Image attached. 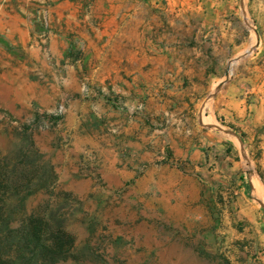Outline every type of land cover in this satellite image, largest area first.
<instances>
[{
  "label": "crops",
  "instance_id": "obj_1",
  "mask_svg": "<svg viewBox=\"0 0 264 264\" xmlns=\"http://www.w3.org/2000/svg\"><path fill=\"white\" fill-rule=\"evenodd\" d=\"M2 67L11 113L22 114L21 97L6 82L33 85L30 99L67 100L60 134L80 186L165 221L222 190L238 195L235 207L255 196L264 0H0Z\"/></svg>",
  "mask_w": 264,
  "mask_h": 264
},
{
  "label": "rangeland",
  "instance_id": "obj_2",
  "mask_svg": "<svg viewBox=\"0 0 264 264\" xmlns=\"http://www.w3.org/2000/svg\"><path fill=\"white\" fill-rule=\"evenodd\" d=\"M43 24L47 27V20ZM250 28L255 30L251 19ZM0 71L8 73L11 68L2 67ZM6 83L16 87L22 114L11 113L0 101V154L14 159L20 148L33 142L43 155L42 161L54 167L59 177L54 190L61 193L55 207L64 213L66 229L74 240V257L63 264H264V204L256 196L235 207L238 195L222 190L215 198L206 196L205 202L194 199V217L183 204L169 221L150 219L118 193L107 195L80 186L65 147V135L60 134L66 113H60V106L67 110V100L30 99L34 89L30 83ZM7 91L2 89L9 97ZM249 157L264 184L257 153ZM96 160L95 152H91L86 162ZM79 166L81 171L86 169ZM49 196L46 190L31 195L26 200L27 209L43 207Z\"/></svg>",
  "mask_w": 264,
  "mask_h": 264
},
{
  "label": "trees",
  "instance_id": "obj_3",
  "mask_svg": "<svg viewBox=\"0 0 264 264\" xmlns=\"http://www.w3.org/2000/svg\"><path fill=\"white\" fill-rule=\"evenodd\" d=\"M42 159L33 142L14 159L0 154V264H63L74 257L73 235L55 207L61 196L54 190L59 177ZM41 190L49 192V200L28 210L26 200Z\"/></svg>",
  "mask_w": 264,
  "mask_h": 264
},
{
  "label": "water",
  "instance_id": "obj_4",
  "mask_svg": "<svg viewBox=\"0 0 264 264\" xmlns=\"http://www.w3.org/2000/svg\"><path fill=\"white\" fill-rule=\"evenodd\" d=\"M253 50H254V47H251V48L247 49L242 55H240V56L234 58V59L232 60L231 64H232L233 62H236V61L240 60L242 57L246 56L247 54H250ZM213 96H214V94H211V95L207 98V100H206L204 106L208 105V104L213 100ZM209 126H210V127H214V125H212V124H209ZM248 160L251 162V159L248 158ZM252 172H253V169L249 168L248 173H249V174H252Z\"/></svg>",
  "mask_w": 264,
  "mask_h": 264
},
{
  "label": "bare ground",
  "instance_id": "obj_5",
  "mask_svg": "<svg viewBox=\"0 0 264 264\" xmlns=\"http://www.w3.org/2000/svg\"><path fill=\"white\" fill-rule=\"evenodd\" d=\"M254 187H255L254 194L256 198L261 200L262 203L264 204V185L261 183L258 177L254 180Z\"/></svg>",
  "mask_w": 264,
  "mask_h": 264
},
{
  "label": "built area",
  "instance_id": "obj_6",
  "mask_svg": "<svg viewBox=\"0 0 264 264\" xmlns=\"http://www.w3.org/2000/svg\"><path fill=\"white\" fill-rule=\"evenodd\" d=\"M66 111V107L64 105L60 106V113H64ZM4 117H6V114H4Z\"/></svg>",
  "mask_w": 264,
  "mask_h": 264
}]
</instances>
